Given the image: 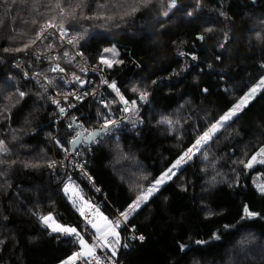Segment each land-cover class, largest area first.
<instances>
[{
  "label": "trees",
  "instance_id": "16d2710c",
  "mask_svg": "<svg viewBox=\"0 0 264 264\" xmlns=\"http://www.w3.org/2000/svg\"><path fill=\"white\" fill-rule=\"evenodd\" d=\"M33 2L0 3V141L8 149L0 151V264H62L78 248L68 236L50 234L39 219L51 213L58 222L81 229L48 170L53 128L47 100L10 67L20 58L32 70L40 69L23 52L41 26L63 21L92 65L103 66L99 58H108L105 48H114L115 60L123 61L103 67L125 99L136 101V110L123 117L139 123V136L125 132L117 141L100 143L88 167L108 204L120 213L264 77V0H176L172 11L170 0L147 6L86 0L76 19L61 17L56 0H36L35 10ZM101 3L107 7L99 8ZM133 6L138 10L132 12ZM81 11L112 19H81ZM55 63L68 67L61 59L50 62ZM7 85L23 90L20 102L9 103ZM133 87L146 92L147 99L136 97ZM261 146L264 92L129 215L126 224L144 240L133 242L121 229L117 261L264 264V194L253 185L258 174L264 175V164L245 168L239 163H247ZM245 205L258 215L246 217Z\"/></svg>",
  "mask_w": 264,
  "mask_h": 264
},
{
  "label": "built area",
  "instance_id": "2783aa9c",
  "mask_svg": "<svg viewBox=\"0 0 264 264\" xmlns=\"http://www.w3.org/2000/svg\"><path fill=\"white\" fill-rule=\"evenodd\" d=\"M47 25L41 26L47 28V31L41 33L40 28L28 52H23V55L30 57L41 70L36 67L32 70V64L20 58H16L10 67L20 73L23 81H31L39 87L47 100L49 121L53 128V134L51 133L48 140L50 147L48 164L55 161V167H48L50 175L60 183L61 196L78 215L81 221L79 232L89 244L95 242V230L88 221L92 220L103 226L104 221L102 219L98 222L99 218L107 217L112 221V215L116 220H121L119 231L123 229L131 241L139 244L141 241L134 235V229L126 224L120 212L108 204L105 193L96 184L88 169L94 150L100 143L117 141L125 132L138 137L139 123L117 122L111 127L110 132H103L89 144L81 142L74 151H71L70 142L78 138V133L86 137L94 129L102 128L105 119L116 121L128 112L123 110L125 105L119 102V97L112 89L101 83L102 80L113 81L106 73L105 67L90 64L76 41L75 46L67 42L73 36L70 30L64 28L67 35L62 37L58 28H48ZM38 34L40 38L36 39ZM43 43L47 44V48L42 47ZM57 59L68 63V67L57 63L50 64L52 60ZM57 68L63 71L53 70ZM61 108L64 109L63 112L60 111ZM76 118L77 122L74 124ZM87 122H90V125ZM69 183L79 192L80 199L75 207L73 201L69 199L73 193L66 194L64 191ZM78 208H83L85 215L82 216ZM93 209H98V213L94 214ZM66 236L77 243L73 236ZM95 254L101 258V264H112V261H115V264H125L124 261H117L116 256L111 257V252L107 248L97 247ZM108 257H111V260ZM76 264H83V261L78 260Z\"/></svg>",
  "mask_w": 264,
  "mask_h": 264
},
{
  "label": "snow or ice",
  "instance_id": "6c2138e0",
  "mask_svg": "<svg viewBox=\"0 0 264 264\" xmlns=\"http://www.w3.org/2000/svg\"><path fill=\"white\" fill-rule=\"evenodd\" d=\"M17 0H12V3H16ZM134 4H140L143 6H147L148 4H150L152 2V0H133ZM0 3H4L7 4L8 0H0ZM20 3H27V0H20ZM86 0H79V2H75L73 3V0H68V3H63L62 0H56L55 3V8L59 9V13L61 17L64 16H68L72 19H76L77 18V10L78 9H82L84 7H86ZM99 8H105L107 7L106 4H98L97 5ZM116 4H113V7H116ZM176 7V0H170L169 2V10L171 8H175ZM33 9H36V0H34L33 2ZM138 8L133 6L132 7V12L137 11ZM164 16L168 15V12L165 11L163 12ZM189 15H191V13H189ZM79 18L81 19H102V18H107V19H112L111 16L108 17H103L102 15H98V16H85L84 13L81 11ZM56 18L54 17L53 20H55ZM35 23V21H33ZM0 23H2V21H0ZM48 28L50 27H56L58 28V30L61 33V36H65L67 35L66 30L63 27V21H61L59 24H53L51 22L48 23L47 25ZM47 31V28L42 27L41 28V33ZM207 31H211V29H207ZM40 38V34L37 35L36 39ZM80 39H82V36H79ZM200 39H203V37H199ZM257 38L259 39V33L257 34ZM77 40V35H73L71 39H69L67 42L69 44H73L75 46V41ZM35 41H30L28 44L25 45V48L29 47L31 43H34ZM24 49L22 48H15V49H8L5 48L4 51H15V52H19V51H23ZM104 53H111L112 58H106L103 54H101L100 56V63L103 65H106L108 68H112L113 67V63H123V61H116L115 57L119 55V53L114 49V48H105L103 50ZM65 55H67V53H65ZM181 55H183V53H181ZM193 59H195V57H193ZM55 70H59V71H63V69L57 68V69H53ZM78 79V78H77ZM101 83L103 84H107V86L109 88L112 89V91L115 93V95L117 97H119V102L123 103L125 105L124 107V111L125 112H129V111H135V106H136V101L135 100H127L125 99V96L121 93L119 87L117 86L116 82L113 80L111 82L107 81V80H102ZM133 92H137L138 89L133 87L131 89ZM205 91H207V89H205ZM260 92H264V77L260 78V80L254 84L249 91L243 96L241 97L237 103H235L228 112H226L219 121H217L216 123L212 124V126L205 131L202 135L199 136V138L195 141V143L189 147L184 153L183 155H181L176 161L175 163L171 166V168L168 169L167 172H165L164 174H162L161 177H159L156 181H155V185H153L152 187L148 188L146 190V192L144 194L138 195L136 200L133 201L132 204L129 205V208L127 210H125L124 212H122L120 215L123 217L124 221H127L129 215L134 212L142 202L146 201L147 198L152 195V193L154 191L157 190V186L160 185L161 183H163L165 181V179H171V176L175 175V172L173 171V169H178L183 163H187L188 160H190L192 158V156L195 154L196 151H199V149L204 145L207 144L209 140H211V138L216 134L217 131L220 130V128L224 127L226 125V123L228 121H230L234 116H236L240 111L243 110L244 107L247 106V104L250 102L251 99L255 98L256 94L260 93ZM25 95L24 92H19V96L23 97ZM140 99L141 100H146L147 99V93L146 92H140ZM108 105H105V107H107ZM61 112L64 111L63 108L60 109ZM117 121H109L108 119H105L101 131L103 132H110L111 131V127L110 125H114L116 124ZM162 123H166L169 124L171 126L172 121L170 120H164L162 121ZM99 133H89V137L88 138H94L96 135H98ZM80 135H82V133H78L77 137H79ZM72 144H76L77 140H73L71 142ZM0 151L3 152H7L8 149L7 147L4 145L3 141H0ZM67 151V150H65ZM204 159H207V155L204 156ZM239 163L244 164L245 168H252L254 163H261L264 164V146H261L258 151H256V153L254 155L251 156L250 160L245 163V161L241 160L239 161ZM33 166H39V165H33ZM48 167L52 168L55 167V161L51 162L48 164ZM171 174V175H169ZM90 179V178H89ZM258 190L264 194V183L258 184ZM64 191L66 194H68L69 192H72L73 195L69 196V199L73 201V206L75 207L77 205V201L80 199L79 197V192L78 189H75V186L72 185L71 183H69L68 185L65 186ZM73 196H75L76 198L74 199ZM89 207H91L90 205H88ZM78 211H80V214L83 216L85 215V212L83 211V208H78ZM98 209H93V213H98ZM102 215V214H101ZM244 215L246 217H253L258 215L257 213H253L249 210V208L247 207V205H245L244 207ZM39 219L41 220L42 224L50 229V234L51 233H61L64 235H70L73 236L75 238V240L78 242L79 246H80V250L77 252H74L72 256L68 257L66 260H64L62 262V264H76V262L79 261H83V264H93V261H95V264H101V258L98 257L95 252H96V248L97 247H101V248H107L109 249V251L111 252V257H115L117 255V247L116 245H119L120 243V236L119 233L116 231V229H118L121 225V220L117 219L115 221H110L107 217H102L104 224L103 226L98 225L95 221L89 220L88 223L91 224L92 228H94L95 234H94V240L95 242L92 244H89L83 235H81V233L74 227H70V226H66L60 222H58L57 218L54 217L51 213L47 214V215H41L39 217ZM109 237H112V239H109ZM137 239H139L140 241L144 240V237L142 235L136 237ZM218 238V237H216ZM2 243V242H0ZM197 243H202L201 241H197ZM124 247H128V245L125 243ZM186 246L181 244L180 248L181 250H184ZM111 257H108L109 260H111ZM90 258V259H88ZM112 264H115V261H112Z\"/></svg>",
  "mask_w": 264,
  "mask_h": 264
},
{
  "label": "rangeland",
  "instance_id": "374dc122",
  "mask_svg": "<svg viewBox=\"0 0 264 264\" xmlns=\"http://www.w3.org/2000/svg\"><path fill=\"white\" fill-rule=\"evenodd\" d=\"M170 11H172V10H170ZM169 11V12H170ZM107 55H108V58L109 59H111L112 58V55H111V53H107ZM103 66H105V67H107L106 65H103ZM108 69V68H107ZM21 92H23V90L21 91ZM139 93L140 92H137L135 95H136V97H139L140 98V95H139ZM6 97L8 98V100H9V103L10 104H12V103H14L15 102V104L17 103V102H20L21 100H22V98L24 97H20L19 96V92L14 88V87H12V86H9V85H7L6 86ZM252 100V99H251ZM250 100V101H251ZM205 145V144H204ZM261 163H254L253 164V167L254 166H257V165H260ZM180 168V167H179ZM178 168V169H179ZM178 169H173V171L176 173V171L178 170ZM169 175H171V174H169ZM172 177V176H171ZM169 179H165V181L163 182V183H161L160 185H158L157 186V190L165 183V182H167ZM261 183H264V175L263 174H258L257 176H256V181L254 182V188L258 191V192H260L259 190H258V184H261ZM153 185H155V183L153 184ZM153 185H151L150 187H152ZM149 187V188H150ZM146 192V190L143 192V193H141V194H144ZM155 192V191H154ZM153 192V193H154ZM152 193V194H153ZM261 193V192H260ZM140 194V195H141ZM152 195H150L148 198H147V200L151 197ZM137 198V197H136ZM136 198H135V200H136ZM134 200V201H135ZM146 200V201H147ZM146 201H144V202H142L141 204H143V203H145ZM111 219H112V221H115L116 219H115V217L112 215L111 216ZM102 221V218H99V220H98V222H101ZM42 223V222H41ZM43 225V224H42ZM44 226V225H43ZM45 227V226H44ZM47 228V227H46ZM49 231H50V229L49 228H47ZM116 231L119 233V229H116ZM109 239H112V237H109ZM77 244H78V242H77ZM120 244V243H119ZM118 246L119 245H116V247L118 248ZM80 250V246H79V244H78V248H77V250L75 251V252H77V251H79ZM237 250V248L235 249V251ZM260 251H263V253H264V249H262V250H260ZM253 253H254V251H252Z\"/></svg>",
  "mask_w": 264,
  "mask_h": 264
},
{
  "label": "water",
  "instance_id": "95a60500",
  "mask_svg": "<svg viewBox=\"0 0 264 264\" xmlns=\"http://www.w3.org/2000/svg\"><path fill=\"white\" fill-rule=\"evenodd\" d=\"M125 120V118L124 117H120V118H118L116 121L117 122H120V121H124ZM115 125V124H114ZM113 125H110V127H112ZM91 133H99L98 135H96L94 138H88L89 137V135L88 136H86V137H82V136H79L78 138H76V139H74V140H77V143L76 144H72L71 142L73 141H71L70 142V149H71V151H74L76 148H77V146L81 143V142H84V143H87V144H89V143H91L92 141H94L95 139H97L102 133H103V131H101V128H99V129H94Z\"/></svg>",
  "mask_w": 264,
  "mask_h": 264
},
{
  "label": "bare ground",
  "instance_id": "6f19581e",
  "mask_svg": "<svg viewBox=\"0 0 264 264\" xmlns=\"http://www.w3.org/2000/svg\"><path fill=\"white\" fill-rule=\"evenodd\" d=\"M76 122H77V118H76V119H74L73 123H74V124H76ZM183 166H185V165H183Z\"/></svg>",
  "mask_w": 264,
  "mask_h": 264
},
{
  "label": "crops",
  "instance_id": "0c3cea01",
  "mask_svg": "<svg viewBox=\"0 0 264 264\" xmlns=\"http://www.w3.org/2000/svg\"><path fill=\"white\" fill-rule=\"evenodd\" d=\"M94 229V228H93ZM95 230V229H94ZM96 231V230H95Z\"/></svg>",
  "mask_w": 264,
  "mask_h": 264
}]
</instances>
